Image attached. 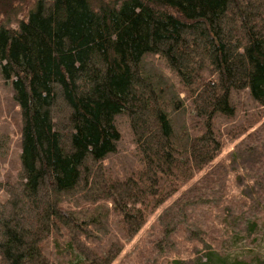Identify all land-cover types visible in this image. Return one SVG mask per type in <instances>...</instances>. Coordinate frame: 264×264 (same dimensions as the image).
I'll list each match as a JSON object with an SVG mask.
<instances>
[{
  "label": "trees",
  "instance_id": "1",
  "mask_svg": "<svg viewBox=\"0 0 264 264\" xmlns=\"http://www.w3.org/2000/svg\"><path fill=\"white\" fill-rule=\"evenodd\" d=\"M20 13L0 0V72L22 124L16 182L0 175V264H112L149 210L263 115L264 0H32ZM122 119L137 168L121 176ZM171 264L250 262L210 249Z\"/></svg>",
  "mask_w": 264,
  "mask_h": 264
},
{
  "label": "rangeland",
  "instance_id": "2",
  "mask_svg": "<svg viewBox=\"0 0 264 264\" xmlns=\"http://www.w3.org/2000/svg\"><path fill=\"white\" fill-rule=\"evenodd\" d=\"M31 1L16 0L22 8L16 20H24ZM154 63L164 66L158 58ZM18 110L12 88L0 72V142L5 143L0 175L5 183H15L20 170L22 124ZM260 111L263 115L259 114L253 128L230 133L213 163L191 180L182 181L178 191L149 210L141 230L126 240L112 264H171L176 259L193 262L210 249L220 252L228 262L264 264V109ZM126 123L120 121L123 139L113 159V171H120L121 176L137 168ZM7 198L0 194V201ZM102 209L97 207L99 212Z\"/></svg>",
  "mask_w": 264,
  "mask_h": 264
}]
</instances>
